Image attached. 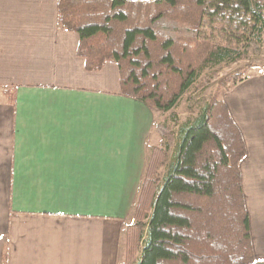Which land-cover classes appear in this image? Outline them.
<instances>
[{
  "label": "crops",
  "instance_id": "0c3cea01",
  "mask_svg": "<svg viewBox=\"0 0 264 264\" xmlns=\"http://www.w3.org/2000/svg\"><path fill=\"white\" fill-rule=\"evenodd\" d=\"M57 3L0 0V264H128L156 109L122 95L116 63L85 69ZM223 99L246 144L242 188L264 264V72Z\"/></svg>",
  "mask_w": 264,
  "mask_h": 264
},
{
  "label": "trees",
  "instance_id": "16d2710c",
  "mask_svg": "<svg viewBox=\"0 0 264 264\" xmlns=\"http://www.w3.org/2000/svg\"><path fill=\"white\" fill-rule=\"evenodd\" d=\"M57 6L60 28L79 36L85 69L116 63L122 95L163 112L178 105L208 66L232 61L248 46L258 52L264 33V0H58ZM247 77L222 80L183 127L163 182L159 171L175 134L158 126L163 143L152 149L127 228L128 263L140 251L136 264L256 262L242 188L246 144L221 93Z\"/></svg>",
  "mask_w": 264,
  "mask_h": 264
},
{
  "label": "rangeland",
  "instance_id": "374dc122",
  "mask_svg": "<svg viewBox=\"0 0 264 264\" xmlns=\"http://www.w3.org/2000/svg\"><path fill=\"white\" fill-rule=\"evenodd\" d=\"M260 47L261 48L258 52H256L251 46L242 48L236 59L218 65L208 66L202 76L184 94L178 105L172 111H155L154 129L158 132V138L153 140V142L149 141L151 152L154 147L161 146L163 143V139L158 130L159 125L166 124L175 134V143L174 147L169 151L168 163L159 171V178L162 182L169 174L171 166L175 162L178 146L181 140V130L198 117L214 96L220 82L225 78L233 76L234 74H239L240 72H244L245 76L264 72V33ZM229 87H231V84L225 86V88ZM225 88L221 89L222 94L225 93ZM172 114H174L175 117L172 116ZM140 254L141 251L136 259L128 264H136L140 258Z\"/></svg>",
  "mask_w": 264,
  "mask_h": 264
}]
</instances>
